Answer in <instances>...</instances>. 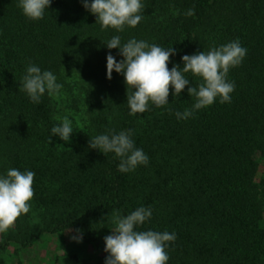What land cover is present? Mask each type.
<instances>
[{"label": "trees", "instance_id": "trees-1", "mask_svg": "<svg viewBox=\"0 0 264 264\" xmlns=\"http://www.w3.org/2000/svg\"><path fill=\"white\" fill-rule=\"evenodd\" d=\"M141 3L140 23L117 32L102 30L82 0H52L40 20L28 19L19 0H0V176L13 168L35 173L30 211L0 233V252L68 230L84 242L104 241L113 211L126 217L144 207L152 216L136 231L176 236L165 246L167 264H264V0ZM113 36L122 45L135 38L173 47L169 70L183 69L184 55L239 40L247 52L227 74L231 102L217 97L177 119L195 103L188 87L203 82L188 73L180 96L170 88L168 104L149 102L148 111L130 115L123 75L107 79V55L123 59L106 47ZM30 64L57 77L58 96L31 102L22 88ZM65 116L73 128L67 143L51 132ZM121 131H131L147 165L121 173L114 153L89 148L94 137ZM108 255L54 261L105 264Z\"/></svg>", "mask_w": 264, "mask_h": 264}, {"label": "clouds", "instance_id": "clouds-1", "mask_svg": "<svg viewBox=\"0 0 264 264\" xmlns=\"http://www.w3.org/2000/svg\"><path fill=\"white\" fill-rule=\"evenodd\" d=\"M51 2L19 0V7L28 19L40 20ZM82 2L84 8L96 16V23L101 24L102 30L112 28L123 32L125 26L135 28L143 18L140 14L144 8L141 0H92L90 4L88 0ZM186 14L192 16L194 11L190 9ZM106 47L110 50L119 49L123 57L117 62L113 55H107V79H112L113 71L123 75L130 115L148 111L149 102L156 107L168 104L170 88L174 89L175 96H180L190 83L185 74L191 73L202 79L198 87H188V94L195 97V103L192 109H185L183 113L176 112L177 119H188L195 111L212 105L217 97L222 104L230 103V94L235 85L227 81V74L230 68L240 65L247 52L236 40L207 53L184 55L183 69L175 65L169 70V59L175 54L173 47L166 49L135 38L122 45L120 36H113ZM56 81L57 77L51 71L42 72L38 66L30 64L23 77L22 88L35 104L41 101L46 92L50 97L59 95L62 85ZM129 90L132 91L129 93ZM51 132L52 136L70 142L72 123L65 116L61 125L53 127ZM131 135V131L101 134L89 140V148L103 154L114 153L120 158L118 170L121 173L134 171L138 165H147L148 157L142 149L134 147ZM34 176L32 171L22 173L14 168L9 169L6 176H0V233L14 226L21 215L30 211V201L34 196ZM151 216L152 210L144 207L137 208L126 217L121 216L118 210L113 211L111 223L114 228L110 231L111 235L104 237V251L109 254L105 264H167L169 257L165 246L176 239L175 234L135 230L136 226L143 225Z\"/></svg>", "mask_w": 264, "mask_h": 264}, {"label": "rangeland", "instance_id": "rangeland-1", "mask_svg": "<svg viewBox=\"0 0 264 264\" xmlns=\"http://www.w3.org/2000/svg\"><path fill=\"white\" fill-rule=\"evenodd\" d=\"M76 237V239H73ZM104 241L84 242L71 230L45 234L26 248L8 247L0 252L5 264H56L55 255L75 254L92 261L104 259Z\"/></svg>", "mask_w": 264, "mask_h": 264}]
</instances>
